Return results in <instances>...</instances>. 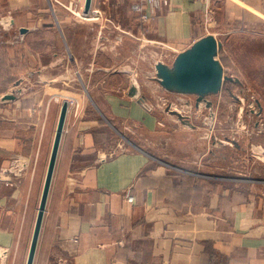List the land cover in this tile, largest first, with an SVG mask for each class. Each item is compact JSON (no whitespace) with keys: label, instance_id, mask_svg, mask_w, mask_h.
I'll return each instance as SVG.
<instances>
[{"label":"crops","instance_id":"0c3cea01","mask_svg":"<svg viewBox=\"0 0 264 264\" xmlns=\"http://www.w3.org/2000/svg\"><path fill=\"white\" fill-rule=\"evenodd\" d=\"M164 1L91 0L99 19L84 20L86 0H0V264L22 256L26 264L19 247L37 215L30 187L44 184L61 105L71 100L79 110L68 108L33 264H264V194L130 145L104 156L108 126L160 131L153 107L127 96L122 70L147 97L159 95L158 62L216 37L219 25L264 22V0ZM17 88L20 97L2 101Z\"/></svg>","mask_w":264,"mask_h":264},{"label":"rangeland","instance_id":"374dc122","mask_svg":"<svg viewBox=\"0 0 264 264\" xmlns=\"http://www.w3.org/2000/svg\"><path fill=\"white\" fill-rule=\"evenodd\" d=\"M215 35L221 44L217 59L226 74L238 78L243 86L227 83L219 95L210 97L213 118L204 104L200 106V110L195 109V99L192 96L165 91L157 95L151 94L152 90H149L150 96H145L161 124L160 131L144 134L134 130V134H130L119 130V135L113 126H108L109 131L102 138L101 147L104 156L108 157L124 151H134L132 144L173 168L201 172L228 187L254 196L262 195L264 186L257 185L256 182L264 180V22L219 25L215 29ZM171 62L170 59L169 63ZM65 70L71 71L70 68L61 71ZM5 73L6 70L0 68V79ZM77 76L82 77V73ZM11 81L14 80H10L8 84ZM76 84L78 92L86 97L88 92L84 80L79 79ZM171 104L178 109H188L186 115L196 128L192 130L183 126L169 115L165 110L171 108ZM224 138L236 140L242 149H237ZM220 141L223 145L219 144ZM256 149L257 152H254ZM38 175L39 173H35V176ZM42 184L43 180L40 178L38 182L32 181L30 187V194H35L36 189L34 206L37 208H32V213L35 214ZM29 238L30 234L26 243L19 247L24 250V254L28 252ZM6 260L12 264L10 257ZM24 262L25 258L22 256V264Z\"/></svg>","mask_w":264,"mask_h":264},{"label":"water","instance_id":"95a60500","mask_svg":"<svg viewBox=\"0 0 264 264\" xmlns=\"http://www.w3.org/2000/svg\"><path fill=\"white\" fill-rule=\"evenodd\" d=\"M90 5L91 0H86L84 13L89 12ZM220 48V42L213 35H206L199 38L189 48L178 53L171 63L158 62L155 65L154 69L157 83L167 93L194 97L195 109L199 110L200 106L204 104L210 112V117L213 118V103L210 97L219 95L226 83L239 87L243 86L238 78L226 74L224 67L217 59ZM121 72H126L130 75L127 96L137 101L144 109L150 111L151 105L144 94L143 86L137 79V76L132 70H122ZM21 83L22 80H18L14 86L19 87ZM229 93L233 95L232 92L229 91ZM20 95L21 89L17 88L11 94L3 96L2 101L16 100ZM257 103L259 106V102ZM170 109L168 107L165 111L175 117L181 125L190 129L196 128L188 116H184ZM67 112L68 102L64 101L60 109L26 264L34 263ZM224 140L230 142L237 149H242L236 140L230 138H224ZM219 144H223V142L220 141ZM131 146L138 151H142L132 144Z\"/></svg>","mask_w":264,"mask_h":264},{"label":"built area","instance_id":"2783aa9c","mask_svg":"<svg viewBox=\"0 0 264 264\" xmlns=\"http://www.w3.org/2000/svg\"><path fill=\"white\" fill-rule=\"evenodd\" d=\"M165 5L167 4V0H165L164 2H163ZM137 10L139 11L140 9L139 8H137ZM99 13L98 12H94V13H92V14H90L89 12L88 13H84L83 12V19L84 20H98L99 19ZM141 19H142V21H144V22H146L147 20H148V16H146V15H142L141 16ZM119 28V27H118ZM169 49V48H168ZM171 51H172V49H170ZM173 52H175V51H173ZM69 107H72L73 109H74V112L75 113H77L78 112V110H79V105H78V102L77 101H75V100H71V101H69L68 102V108ZM185 116V115H184ZM127 199H128V201L129 202H132L133 200L131 199V198H129L128 196H127Z\"/></svg>","mask_w":264,"mask_h":264},{"label":"bare ground","instance_id":"6f19581e","mask_svg":"<svg viewBox=\"0 0 264 264\" xmlns=\"http://www.w3.org/2000/svg\"><path fill=\"white\" fill-rule=\"evenodd\" d=\"M155 77V76H154ZM172 105V104H171ZM175 105V104H174ZM183 105V104H182ZM181 105V106H182ZM184 106V105H183ZM170 110H172V111H176V112H179L180 114H182V115H185V116H187L186 114H187V110L188 109H186V108H182V109H178V108H175L173 105L171 106V109ZM200 110V109H199ZM191 111V110H190ZM240 129V128H239ZM239 132V131H238ZM242 132V131H241ZM243 137V136H242ZM225 144V143H224ZM223 145V144H222ZM260 148V147H259ZM253 149H255V148H253ZM261 149V148H260ZM254 152H257V149H256V151H254ZM260 152V151H259ZM260 158V157H259Z\"/></svg>","mask_w":264,"mask_h":264},{"label":"trees","instance_id":"16d2710c","mask_svg":"<svg viewBox=\"0 0 264 264\" xmlns=\"http://www.w3.org/2000/svg\"><path fill=\"white\" fill-rule=\"evenodd\" d=\"M227 84V83H226ZM231 85H234V84H231Z\"/></svg>","mask_w":264,"mask_h":264}]
</instances>
